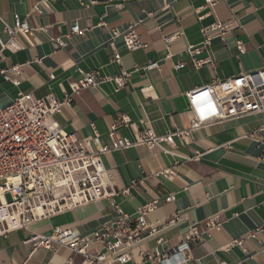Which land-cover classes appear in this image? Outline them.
I'll return each mask as SVG.
<instances>
[{
    "label": "crops",
    "instance_id": "0c3cea01",
    "mask_svg": "<svg viewBox=\"0 0 264 264\" xmlns=\"http://www.w3.org/2000/svg\"><path fill=\"white\" fill-rule=\"evenodd\" d=\"M37 1L0 0L4 22L13 26L16 14L22 18L29 15L27 21L33 30V46L6 51V59L0 63L1 68H20L18 87L0 77V108L9 106L19 93L36 99L51 94L62 101L71 98L54 119L65 132L75 134L88 152L96 151L94 144H87L93 135L91 124L101 144L108 147L113 144L109 128L122 117L130 124L116 134L131 141L146 128L158 135L187 130L192 119L187 92L264 68V0H220L213 10L203 12L206 16L201 21L194 12L203 8L206 0H133L123 8L110 0H89L88 7L66 0L51 2L41 7V14H31ZM212 24L231 29L222 38L220 32H211L210 45L204 46L202 30ZM132 25L149 47L129 52L122 39L116 40L121 55L118 65L109 47L111 31L124 32ZM72 26H79L82 34L67 38ZM3 27L0 20V36L7 40ZM47 27L52 36L64 39L65 47L58 48L48 34L39 31ZM189 47L203 48L198 59L209 63L196 70ZM149 62L159 63V68L136 71ZM179 64L185 67L176 69ZM122 70L130 73V78L118 87L110 79ZM82 72H99L108 80L75 94L72 85L82 79ZM263 126L264 114H248L215 122L187 139L174 137L167 153L135 145L103 155V163L113 171L116 190L129 189L128 196L118 199L124 212L134 214L156 198L175 197L172 202L162 201L149 215L150 222L162 231L132 248L127 264H151L142 253L178 248L193 229L202 240L192 243L181 256L176 254L171 262L184 258L185 264H264V231L257 239L251 237L257 228H264V159L258 142L264 136L257 140L247 137ZM197 155L198 161H186ZM172 168L177 171L175 178L161 175ZM215 217L220 230L206 226L207 220ZM116 219L109 202L101 200L53 216L32 230L49 233L55 227L75 228L85 236ZM172 219L177 222L166 227ZM30 235L22 230L1 236L0 264H87L66 248L38 250L29 258V248L23 242ZM160 238L166 241L165 246H158ZM234 241H241V246Z\"/></svg>",
    "mask_w": 264,
    "mask_h": 264
},
{
    "label": "built area",
    "instance_id": "2783aa9c",
    "mask_svg": "<svg viewBox=\"0 0 264 264\" xmlns=\"http://www.w3.org/2000/svg\"><path fill=\"white\" fill-rule=\"evenodd\" d=\"M54 1L66 0H38L31 14H41V7L49 6ZM76 1L82 7L90 6L89 0ZM131 1L133 0H110L117 2L116 6L119 8ZM219 1L206 0L205 6L194 12L198 20L201 21L206 16L203 12L213 10ZM28 16L22 18L16 14L13 26L0 18L4 25L3 33L7 36V40L0 36V63L6 59V51L18 52L26 44L33 46L30 38L33 30L27 21ZM49 29L40 28L39 31L48 34L58 48L65 47L64 39L52 36ZM229 29L230 26L225 24L204 27V46L210 45L211 32H220L219 37L222 38ZM76 34H82V31L79 26H72L66 37L70 38ZM111 38L109 47L112 60L118 65H121V55L115 47L116 40L122 39L129 52L146 50L149 47L136 32L134 25L124 32L112 30ZM174 38H167L165 43L172 42ZM202 49H187L196 70L209 63L207 60L198 59ZM240 50L244 52L241 46ZM184 67L185 64H179L176 69ZM158 68L159 63L149 62L143 68H136V71L141 69L147 73ZM19 75V66L7 69L0 67V77L15 87L20 85ZM81 75L82 79L72 85L75 94L97 87L108 80L102 78L99 72H82ZM129 78L130 73L122 70L120 75L110 80L122 87ZM186 97L192 115L187 130L158 135L152 129L146 128L139 132L135 141H131L116 134L120 127L130 124L128 118L122 117L114 121L109 128L112 147L101 144L95 125L91 124L93 135L87 144H94L96 151L88 152L81 147L75 134L65 132L54 119L65 105L72 102L71 98L62 101L51 94L45 99H36L31 94L19 93L9 106L0 108V237L15 231H29L31 235L23 242V245L29 248V258L38 250L57 252L66 248L74 256L82 257L87 264H127L131 260L132 248L141 244L146 237H155L162 231V228L150 222L149 215L162 201L172 202L175 197L172 194L164 199L156 198L141 206L134 214L124 212L118 199L128 196L129 189L116 190L113 171L103 163V155L112 150L129 149L135 145H146L150 149L158 148L167 153L174 145V137L187 139L194 132L215 122L248 114H264V68L255 73L240 74L227 81H217L212 85L197 88L187 92ZM260 135L264 136V126L247 137L257 140ZM258 142L262 151L261 158L264 159V139ZM199 159L200 156L197 155L186 158V161ZM161 175L173 179L177 176L176 168L163 171ZM101 200L109 202L117 214V219L91 235L84 236L75 228L64 227H55L49 233L32 230L35 224L53 216ZM176 222V219H172L165 226H172ZM206 226L208 229L220 230L219 218H210ZM262 231L264 228H257L251 237L257 239V235ZM201 240V234L193 229L178 248L166 247L163 252L156 248L152 252L142 253V257L151 264H165L166 261H169V264H185L187 261L184 258L173 262L171 260L176 254L181 256L192 243ZM157 244L165 246L166 241L160 238ZM233 244L241 246L242 242L234 241Z\"/></svg>",
    "mask_w": 264,
    "mask_h": 264
}]
</instances>
